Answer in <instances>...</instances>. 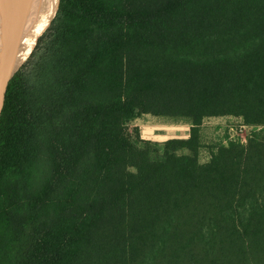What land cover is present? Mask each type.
Here are the masks:
<instances>
[{
    "label": "trees",
    "instance_id": "trees-1",
    "mask_svg": "<svg viewBox=\"0 0 264 264\" xmlns=\"http://www.w3.org/2000/svg\"><path fill=\"white\" fill-rule=\"evenodd\" d=\"M0 264H264V0H60L0 124Z\"/></svg>",
    "mask_w": 264,
    "mask_h": 264
},
{
    "label": "rangeland",
    "instance_id": "rangeland-1",
    "mask_svg": "<svg viewBox=\"0 0 264 264\" xmlns=\"http://www.w3.org/2000/svg\"><path fill=\"white\" fill-rule=\"evenodd\" d=\"M190 123L184 120H171L153 116H144L133 122L129 128L130 136L136 137L144 143L156 145L163 152V144L167 139H187L190 136ZM252 128L244 127L240 118L211 119L203 123L201 136L204 149L201 161H208L213 148L229 140L247 143L252 135ZM141 143V142H140ZM141 143L140 146H151ZM152 145V146H153Z\"/></svg>",
    "mask_w": 264,
    "mask_h": 264
},
{
    "label": "bare ground",
    "instance_id": "bare-ground-1",
    "mask_svg": "<svg viewBox=\"0 0 264 264\" xmlns=\"http://www.w3.org/2000/svg\"><path fill=\"white\" fill-rule=\"evenodd\" d=\"M59 0H4L0 4V55L5 46L23 41L26 57L38 37L49 27ZM43 30L41 31V27Z\"/></svg>",
    "mask_w": 264,
    "mask_h": 264
},
{
    "label": "water",
    "instance_id": "water-1",
    "mask_svg": "<svg viewBox=\"0 0 264 264\" xmlns=\"http://www.w3.org/2000/svg\"><path fill=\"white\" fill-rule=\"evenodd\" d=\"M59 4H60V0L58 3V9H59ZM56 14L53 20L55 19ZM52 22L50 23L49 27L51 26ZM49 27L46 28L45 30H43V26L41 27V31L43 30V32L38 37L33 51L26 58L24 56L26 55L25 53L26 47H24L25 39L24 42L21 41L18 43L16 42L14 43V41H12L14 39H12L10 44H8L3 48L0 55V124L2 122L7 104L10 100L17 73L29 60V58L31 57L37 46L39 39L44 35V33L49 29Z\"/></svg>",
    "mask_w": 264,
    "mask_h": 264
},
{
    "label": "flooded vegetation",
    "instance_id": "flooded-vegetation-1",
    "mask_svg": "<svg viewBox=\"0 0 264 264\" xmlns=\"http://www.w3.org/2000/svg\"><path fill=\"white\" fill-rule=\"evenodd\" d=\"M4 0H0V4L3 2Z\"/></svg>",
    "mask_w": 264,
    "mask_h": 264
},
{
    "label": "crops",
    "instance_id": "crops-1",
    "mask_svg": "<svg viewBox=\"0 0 264 264\" xmlns=\"http://www.w3.org/2000/svg\"><path fill=\"white\" fill-rule=\"evenodd\" d=\"M217 119H221V118H217ZM211 120V119H210ZM190 129H191V126H190Z\"/></svg>",
    "mask_w": 264,
    "mask_h": 264
}]
</instances>
